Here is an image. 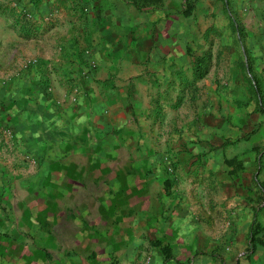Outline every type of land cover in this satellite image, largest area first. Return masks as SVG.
Wrapping results in <instances>:
<instances>
[{
  "label": "crops",
  "instance_id": "obj_1",
  "mask_svg": "<svg viewBox=\"0 0 264 264\" xmlns=\"http://www.w3.org/2000/svg\"><path fill=\"white\" fill-rule=\"evenodd\" d=\"M208 11L218 13L219 9L210 7ZM156 17L159 16L154 15L152 20L158 19ZM86 27L92 32L98 28L106 32L111 28L56 26L46 34L52 38L55 31L64 28L77 32ZM142 27L144 33L139 51L129 50L133 47L129 37L125 45L128 48L119 56L120 60L107 51L103 56L98 54L96 72L83 78V69L75 55V49L82 45L77 33L66 35L63 40L44 41L48 48L62 43L55 60V51L52 53L51 49L44 56L31 55L47 64L42 70L43 77L54 79L55 85L48 90L33 89V98L27 100L25 109L15 104L10 106L15 108L8 111V125L19 146V155L26 163H20L21 168L0 165V264H139L141 258L138 256L145 254L153 256L150 264H161L159 250L148 245L146 240L162 233L172 238V255L177 261L186 256L191 264H197V260L192 263L190 256L205 253L207 239H239L243 240L239 244L242 247L250 236L256 240L263 235L262 230L252 232L256 200L237 197L227 201L228 221L224 219L223 205L220 207L223 215L218 216L217 212V216L211 218L207 202L202 198L203 186L189 187L187 178L178 177L197 172L201 176L208 174L207 166L182 164L197 155L204 158L208 139L222 140L219 136L207 138L202 135L205 131H201L199 149L192 144L190 154L174 160H181L178 167L167 170L153 164V160L160 157L153 147L150 152L145 150L147 135L141 126H145L150 109L147 96L159 76L153 66L147 64L152 31L150 26ZM263 30V26L254 29L257 34L262 32L261 35ZM104 38L107 39L105 35ZM78 39L79 44H76ZM89 40L97 45L101 36L95 34ZM223 43L232 45L234 41H215L213 46L218 49ZM172 45L177 43L168 41L169 72L176 69V65L170 67ZM211 45L209 41L208 46ZM239 46L246 61L249 53L246 48H264V38L245 39ZM252 53L261 57L257 51ZM217 58V54L213 55L214 65L208 68L203 81L209 77H224L216 66ZM99 79L101 81L94 82ZM214 87L211 89L220 99L218 95L225 90L222 86ZM128 94L139 100L130 105L126 99ZM133 109L141 112L138 124L132 118ZM222 121V118L212 117L202 121L205 123L202 126L219 127L223 126ZM132 160L136 165L130 164ZM254 162L251 159L248 166L244 164L250 175L257 173ZM166 171H169L172 186L169 194L161 199ZM130 175L134 177L130 179ZM237 186L233 182L227 189L233 196H242L236 192ZM161 201L169 208L168 219L163 221L167 224L165 228L161 224ZM146 203L148 213L144 209ZM130 208H135L132 214ZM253 245L250 263L264 264L260 258H255L258 249L264 253V244L254 241ZM172 264H175L173 259Z\"/></svg>",
  "mask_w": 264,
  "mask_h": 264
},
{
  "label": "rangeland",
  "instance_id": "obj_2",
  "mask_svg": "<svg viewBox=\"0 0 264 264\" xmlns=\"http://www.w3.org/2000/svg\"><path fill=\"white\" fill-rule=\"evenodd\" d=\"M210 7L215 10L218 8L219 14L209 13ZM154 15L159 16L156 17L158 19L152 20ZM56 26L111 28L106 32L102 28L93 32L88 27L77 32L64 28L55 31L52 35L54 38L47 37L48 29ZM142 26H150L149 30L152 31L147 64H151L159 76L147 96L150 109L145 126H141L147 135L145 150L150 152L153 147L160 157L153 160V164H159L167 170L172 169V166L178 167L181 160H174L180 155L190 154L192 144L199 149L201 131L204 130L202 135L207 138L213 135L222 140L208 139L204 158L197 155L184 160L182 165L191 163L197 167L207 166L208 174L201 176L197 172L180 174L178 177L182 180L187 178L189 187L203 186L202 198L207 202L206 209L211 218L217 216V212L218 216L223 215L220 213L223 205L224 219L228 221L230 209L227 201L237 197L256 200V222L254 219L252 232L262 230L263 235H259L256 240L250 236L251 240L246 239L242 247L239 244L243 240L239 239H207L206 252L190 256L192 263L197 260V264H251L254 241L264 244V48H246L249 53L244 61L239 42L264 38L261 31L259 34L254 31L256 26H263L264 29V0H0V165L21 168L20 163H26L19 155V146H16L12 127L7 122L8 111L15 108L10 106L20 104L25 109L27 100L33 98V89L48 90L55 85L54 79L43 77L42 70L46 69L47 64L31 55L39 53L44 56L51 49V52L55 51V60L62 43L48 48L44 41L63 40L66 35L77 33L82 45L75 49V55L79 67L83 69V78L88 73L96 72L98 54L103 56L107 51V54L120 60L119 56L124 55L128 48L125 45L129 37L133 42L129 50L139 51L144 33ZM246 26L254 29H247ZM26 27L28 32L24 31ZM95 34L96 37L101 36V42L92 45L95 42L89 39ZM79 39L74 42L79 44ZM171 40L172 44L175 42L177 45H172L170 67L176 65V69L169 72L167 45ZM222 40H232L234 43H223L216 49L213 43ZM209 41L211 46H208ZM253 50L261 53V57L254 55ZM216 54V66H219V74L223 73L224 77L193 81L192 68L195 62L205 56L201 68L208 72V68L214 65L213 55ZM151 57L154 63L150 62ZM216 85L225 90L224 94L218 95L220 99L216 98V91L211 89ZM126 99L130 105L139 100L132 94H128ZM143 99L140 98L141 101ZM140 113L132 110L136 124L137 119H141ZM212 117L222 118L223 126H202L205 124L202 121ZM251 159L255 161L257 173L250 175L244 164L248 166ZM130 164L136 165L135 160ZM168 173L166 171L161 187V199L169 194L172 186ZM132 177L134 175H130V179ZM233 182L238 185L236 192L242 196H233L227 189L228 184ZM161 204V224L165 228L167 224L163 221L168 219L169 208L162 201ZM146 206L147 203L144 208L147 212ZM134 209L130 208V214ZM146 241L159 250L161 264H172V259L175 264H191V259L186 256L181 257L182 261L176 260L172 255V238H166V234ZM138 257L141 258L139 264H150L153 256L145 254ZM256 257L264 261L261 249H258Z\"/></svg>",
  "mask_w": 264,
  "mask_h": 264
},
{
  "label": "trees",
  "instance_id": "obj_3",
  "mask_svg": "<svg viewBox=\"0 0 264 264\" xmlns=\"http://www.w3.org/2000/svg\"><path fill=\"white\" fill-rule=\"evenodd\" d=\"M24 31L28 32L29 30L26 27V28H24ZM204 57L200 58V60L198 59L195 62L194 67L192 68V70H193L192 71V78H193L192 80L193 81H197L199 79H202L204 77V75L206 74V69L205 68H201L202 62H205V58ZM250 240H251V237H250Z\"/></svg>",
  "mask_w": 264,
  "mask_h": 264
}]
</instances>
